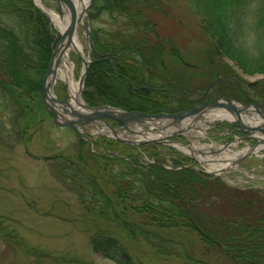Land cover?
I'll use <instances>...</instances> for the list:
<instances>
[{
    "label": "trees",
    "instance_id": "obj_1",
    "mask_svg": "<svg viewBox=\"0 0 264 264\" xmlns=\"http://www.w3.org/2000/svg\"><path fill=\"white\" fill-rule=\"evenodd\" d=\"M98 1L94 0L92 10ZM102 2L99 10L110 15L112 27L92 29V39L98 54L117 57L116 67L113 70L106 60L90 66L86 101L148 113L187 108V101L170 100L151 89H189L184 85L186 77L169 76L172 60L180 63L174 44L153 37L151 23L139 31L136 22L142 15L132 0ZM193 6L215 61V68L204 76L208 75L207 80L217 72H234L226 60L244 74L264 75V0H194ZM58 38L32 0H0V123L8 120L15 134L18 121L27 116L33 120L40 108L43 76ZM153 63L158 66L156 73L149 71ZM225 67L229 70L223 71ZM250 91L254 98L262 99L264 78ZM57 92L60 94L58 88ZM93 145L95 151L78 137L72 147L74 154H59L50 161L54 175L96 221L90 237L94 251L116 264H150L154 260L264 264L263 189L227 186L220 177L180 167L192 165V161L167 158L164 148H136L103 138ZM145 155L173 169L157 163L146 165ZM168 230L194 233L201 246L199 254L216 263L196 258L189 242L162 234Z\"/></svg>",
    "mask_w": 264,
    "mask_h": 264
},
{
    "label": "rangeland",
    "instance_id": "obj_2",
    "mask_svg": "<svg viewBox=\"0 0 264 264\" xmlns=\"http://www.w3.org/2000/svg\"><path fill=\"white\" fill-rule=\"evenodd\" d=\"M40 2L48 10L55 13L58 11L56 0ZM102 3V0L98 1L96 8L90 12L94 16L91 27L97 31L112 27L110 15L99 10ZM193 4L194 0H132V6L142 15L136 22L139 31L146 29L148 23H151L152 36L155 34L172 42L179 52L181 61L175 63L172 60L173 63L168 65V70L171 71L169 76L173 79L186 77L184 85L189 89H202L212 80H207L208 75L204 76L215 68V61L202 30L201 17ZM79 34L78 45L84 49L80 30ZM70 58L73 61L72 76L77 80L83 64L73 52L69 53L67 59L72 62ZM229 65L234 68L232 64ZM226 69L228 68L225 67L223 71H227ZM149 71L156 73L159 71L158 66L153 63ZM234 71L238 78L220 83L213 94L226 91L229 97L232 96L230 99L242 103L244 95L238 87L247 92L264 75H247L236 68ZM189 74L199 76L200 80L197 77L199 81H196L197 78ZM58 91L61 96L66 93L62 86ZM212 96L206 97L210 99ZM0 99L2 100V96ZM39 104L40 108L33 120L29 121L30 116H27L18 121L16 134L8 126V120L4 119L0 123V264H116L93 250L90 237L96 221L85 213L76 195L61 183L51 169L50 158L53 156L74 154L72 147L78 136L70 128L55 125L43 106L42 99ZM227 125L226 122H219L216 126L207 127V133L216 137L217 145L223 143V137L231 136ZM235 130L240 129L237 126ZM194 132L198 135L195 142L198 147L212 149L200 130ZM99 138L109 139L105 136ZM163 148L161 151L167 158L168 155L188 158L180 151ZM243 149L241 146L233 151ZM167 150L172 154L167 153ZM230 154L231 152L228 153ZM192 166L196 168L197 165L192 162ZM243 166L245 170H249L247 175L238 170H227L226 174L221 175V180L231 187L251 189L252 186L253 189H264V182L257 183L259 179L264 181V157L251 158ZM255 166L260 168L251 171ZM162 234L189 242V250L196 258L202 257L204 262L216 263L212 257L199 254L198 247L201 246L194 233L168 230ZM150 264L184 263L154 260Z\"/></svg>",
    "mask_w": 264,
    "mask_h": 264
},
{
    "label": "water",
    "instance_id": "obj_3",
    "mask_svg": "<svg viewBox=\"0 0 264 264\" xmlns=\"http://www.w3.org/2000/svg\"><path fill=\"white\" fill-rule=\"evenodd\" d=\"M78 2L81 4L76 5L74 0H56L59 17L61 20H64L65 15L66 24L63 29L59 30L60 38L52 51L42 83V101L45 109L53 117V121L56 125L68 126L72 128L81 138L88 141L89 144L92 143L91 137L98 136L112 138L136 147L143 144L153 146H156L157 144H165L175 147L172 145V143H174L189 150V153L186 155L195 160L199 165L203 166V164L206 165L209 160H198L196 155L200 154L205 156L208 152L194 148V145L190 140L193 139V136L189 134V130L191 128L197 129V120H200V118L205 116L206 113L215 111L216 108H220L231 116L232 120L235 121L236 125L242 132L246 133L247 136L245 139L255 140L257 144H264V139L259 136H255L256 134H262V132H264V112L262 111L264 100L260 104L251 102L247 105H241L227 98H217L187 111L175 113L159 112L157 114H149L138 111L128 112L108 105L92 107L86 103L82 97V93L84 91L83 86L87 75V69L91 61L89 58L84 57L82 51L76 46L74 38L77 34V29L81 27L86 32V39H90L88 12L91 8L93 0H87L85 4H82L81 0H78ZM35 5L38 10L50 20L45 9L37 4ZM69 51L74 52L79 57L84 65V69L82 70L77 82L79 91L78 99L72 98L71 94L68 92V99L61 100L54 94V86L58 82L68 86L67 83L60 78V69L62 68V61L65 56L67 57ZM215 82L216 80L206 88V92L209 91ZM72 101H74V103ZM252 114L258 115V123L254 126H247L244 124L241 115L253 119ZM108 120H114L120 123L122 132H127L130 137H125L121 131L112 127ZM88 126H96L107 129L109 130L111 136L105 135L102 132L92 134L86 130ZM146 133H158V137L145 138ZM176 136H183L188 140V142L170 140V138ZM255 146H253V148ZM253 148L233 160V166L239 165L242 160L252 155ZM210 153L214 154L215 151H211L209 154ZM228 169H230V167L221 168L218 171L205 170L204 172L218 174Z\"/></svg>",
    "mask_w": 264,
    "mask_h": 264
},
{
    "label": "bare ground",
    "instance_id": "obj_4",
    "mask_svg": "<svg viewBox=\"0 0 264 264\" xmlns=\"http://www.w3.org/2000/svg\"><path fill=\"white\" fill-rule=\"evenodd\" d=\"M37 3L40 2V0H36ZM86 2V0H84V3ZM48 11V15L50 16L52 22L60 29H63L65 24H66V16L64 15V20H61L59 15L57 13H55L54 11L51 10H47ZM77 46V45H76ZM79 48V46H77ZM62 73L61 77H63V79L68 83V92L71 94L72 98H76L78 99L79 97V91H78V86H77V82L74 81V78L72 76V64L70 62L66 61V56L64 57V65L62 67V69H60ZM74 103V101H72ZM241 118L244 122V124H246L247 126H254L256 123H258V121L256 120L259 117H254L253 119L250 117H246L244 115H241ZM222 119H230L229 115L224 111L221 110L220 108H216L215 111L212 112H208L206 113L205 116L201 117L200 120H197L196 122V126H203L206 127L208 125H212L215 122H219V120ZM188 123V122H187ZM194 129H190L189 130V134L192 135H196L197 133L193 131ZM148 138H156L158 137L157 134H147ZM160 136V135H159ZM179 149L183 150V148L177 146ZM218 161H216L215 159H211L210 162H208V164L206 165L208 170H212V169H221L225 166H230L233 163V160L235 159V157L233 158V156L229 155L226 156V158H216ZM221 160H223L224 162H221Z\"/></svg>",
    "mask_w": 264,
    "mask_h": 264
},
{
    "label": "flooded vegetation",
    "instance_id": "obj_5",
    "mask_svg": "<svg viewBox=\"0 0 264 264\" xmlns=\"http://www.w3.org/2000/svg\"><path fill=\"white\" fill-rule=\"evenodd\" d=\"M112 61H115V60H112ZM221 75H223V74H219V76L221 77ZM234 78V77H233ZM223 80H224V78H221V80L219 81V83L218 84H220V83H223ZM144 88H147V86H144ZM218 88V87H217ZM216 88V89H217ZM216 89H214V91L216 90ZM156 92H158V93H161V94H165V95H169L170 96V94H168L167 93V91H170V89L169 88H163V87H160V88H157V89H154ZM214 91H213V89L211 90V92H210V94L211 95H215V94H213L214 93ZM185 93H187V92H185ZM190 93V92H189ZM189 93H187V99H192L193 100V98H196L197 96H196V94H189ZM179 98H182V97H179Z\"/></svg>",
    "mask_w": 264,
    "mask_h": 264
}]
</instances>
